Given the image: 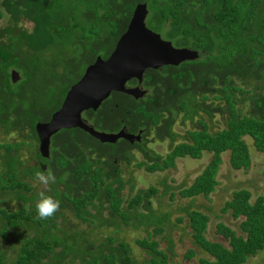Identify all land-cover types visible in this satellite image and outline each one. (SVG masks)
<instances>
[{
    "label": "trees",
    "instance_id": "obj_1",
    "mask_svg": "<svg viewBox=\"0 0 264 264\" xmlns=\"http://www.w3.org/2000/svg\"><path fill=\"white\" fill-rule=\"evenodd\" d=\"M142 2L147 10L146 26L174 47L196 50L197 57L177 65L146 68L141 75L146 95L134 99L112 91L95 109L85 110L84 115L104 131H115L121 126L131 132L141 129L142 137L149 135L153 140L166 141L169 150L162 156L142 138L133 144L142 157L137 160L127 153L126 143H100L77 127L63 129V141L58 135L51 155L56 184L46 195L59 201V210L67 205L74 217L92 224L94 229L107 225L117 232L120 224L142 228L145 236L135 243L147 256L136 262L124 241L111 245L110 235L106 237L109 246L102 242L95 245L91 230L77 235L58 229L54 220L62 211L48 219L38 218L35 195H26L30 186L18 182L15 176L20 160L14 152L22 143L5 141L0 144V192L10 190L22 202H33L30 208L21 204L9 209L0 201V236L4 237L9 228L35 226L32 235L19 232L14 237L18 247L9 264H43L45 258L50 264H168L173 256V244L166 230L171 225L169 212L154 209L150 201L158 193L157 187L150 185L132 194L133 184L130 178L123 180L120 169L112 162L113 155L126 164L132 160L135 168L155 172L172 167L175 157L197 159L203 151L210 153L208 163L193 181L187 186L178 185L180 197L193 198L213 191L222 152H228L231 168L249 166L244 137H249L254 149L264 154V92H260L264 90V0H0V17L24 19L32 24L29 31H20L16 37L8 26L1 28L0 34L5 33L6 39L0 35V110L15 112L14 97L19 93L25 121L32 125L39 117H48L85 66L97 56L107 57L125 30L135 4ZM22 44L30 55L20 53L17 61L13 51ZM45 51H49L48 56H44ZM10 66L20 72L15 84L9 82ZM243 83L250 86L243 88ZM32 93L36 100L28 107ZM244 102L248 106L242 111ZM223 111L227 112L224 126L210 130L205 119L211 123L213 112ZM178 120L181 125L189 121L199 127L192 126L179 135L173 129ZM3 123L5 133L17 128L14 120ZM124 183H128L126 197L121 193ZM57 184L62 187L57 189ZM160 184L159 195L171 189L164 178ZM250 196L249 190L239 188L222 205L221 210L229 211L232 218L241 217L237 224L239 233L222 222L215 225V232L227 239L228 247L204 236L207 214L189 209L190 204L179 207L177 210L187 217L192 244L205 256H199L196 263L176 264H242L262 250L264 197L257 195L250 201ZM103 202L107 203V215H102ZM89 207L96 214L90 213ZM48 225L50 229L46 228ZM156 236L166 241L164 249L158 247L159 241L153 238ZM55 247L59 252H54ZM193 254L194 250L188 248L184 258ZM68 256L69 261L65 259ZM4 258L0 247V264H5Z\"/></svg>",
    "mask_w": 264,
    "mask_h": 264
},
{
    "label": "rangeland",
    "instance_id": "obj_2",
    "mask_svg": "<svg viewBox=\"0 0 264 264\" xmlns=\"http://www.w3.org/2000/svg\"><path fill=\"white\" fill-rule=\"evenodd\" d=\"M31 25V22L28 20L19 19L14 22L5 15L0 17V31L3 26H8L10 29V34L14 35L15 37L20 31H29L31 29ZM0 35L5 37V33ZM20 49L21 54L28 56L30 55L24 44L21 45ZM48 55L49 51H45L44 56ZM249 86L250 85H247V83H243V88H248ZM260 92H264V90H261ZM235 96L239 97V94L236 93ZM209 101L210 99L206 100V102ZM214 103H217V101H214ZM219 103L223 105L222 101H219ZM247 106V102H244V104H242L240 107L242 108V111H244ZM226 115V111H223L222 113L213 112L211 123H209L207 119H205V122L209 124L210 130L220 129L224 126V117ZM192 126L199 127L198 124H190L189 121H186L183 125H181L178 120L173 125V129L179 135H183L185 129L191 128ZM0 137H3L4 140L8 142H15L20 139L18 138V135L14 133H0ZM147 138V146L155 150V152L160 153L162 156L168 152L169 146L166 141L162 142L153 140L149 135ZM244 141L248 146L250 160L249 166L240 169L231 168L228 163V152H222L220 155L221 161L215 175L216 184L214 185L213 191L207 196L197 195L193 198L180 197L178 194V185L182 183L184 186H187L193 181L194 177L201 172V170L211 158V154L208 152L203 151L201 156L197 159L190 158L189 156L175 157L173 160L174 165L162 171L147 172L141 167L135 168L133 164H128L127 167H124V165H119L123 180H128L130 178L133 184L132 194L136 190L146 189L150 185H153L158 189V193L151 197L150 201L151 206L154 209H157L160 212H169V220L171 225L169 224V226L166 227V230L173 244V256L170 258L168 264H176L177 262L196 263L199 256H205L203 251L198 250V248L192 244L190 228L187 226V217L183 212L177 210L179 207H187L190 204L191 207H189V209L196 208L207 214L208 220L203 232L204 236L209 240L218 241L224 246L228 247L227 239L215 232V225L218 222H222L223 224L235 230L236 233H239L237 224L241 217L239 219H234L231 217L229 211H222L221 208L224 201L230 198L231 192L233 190L239 188H245L250 191V201H252L257 195H262L264 197V189L262 188V182L264 181V154L254 149L249 137H244ZM135 159H141L139 153L135 155ZM163 178L165 182L171 186V189H169V191L166 193L159 195L160 190L162 189L160 181ZM38 189H42V186L40 185ZM127 190L128 183H124V186L121 189L123 197L127 196ZM171 192L173 195L170 197ZM0 201L1 204L7 206L9 209H16L22 203V201L17 197V194L10 190H4L0 192ZM94 203L97 205L99 202L95 200ZM103 203L104 209L102 211V215H107V209H105V207H107V203ZM88 211L90 213L96 214V210L92 207H89ZM177 218H180L181 220L177 221ZM54 222L58 229H65L68 233H72V231H74L77 233V235L84 234L91 230L90 238H96V241L94 242L95 245L102 242L105 246H109L110 242L108 244L106 241V237L108 235L112 236L113 239L111 245H114L118 240H122L129 247L131 257L136 262L147 256L145 251L135 243L136 239L145 236V232L142 228H133L128 224H120L119 230L117 232H113V227L107 225H103L100 228L94 229L92 224L82 222L78 218L74 217L71 210L67 207L62 210V214L59 215L57 219L54 220ZM26 227L27 226H17L16 228H12L15 230L17 229L16 232L9 228L4 237L0 236V247L4 252L5 264L10 263L9 261L14 257L16 248L18 247V243L14 241V237L19 232L29 235L33 234L35 226L32 225L30 228ZM46 228L50 229V225L46 226ZM52 231L55 232L54 230ZM56 233L58 235L60 234V231H56ZM153 238L159 241L158 247L164 249L166 241L160 240L159 236ZM188 248H192L194 250V254L191 256V258L185 259L184 253ZM54 252H59V248L55 247ZM69 258L70 257L68 256L65 259L69 261ZM74 262L79 261L74 259ZM41 263L50 264L49 258L43 259ZM242 264H264V248L256 252L255 255L249 256Z\"/></svg>",
    "mask_w": 264,
    "mask_h": 264
},
{
    "label": "water",
    "instance_id": "obj_3",
    "mask_svg": "<svg viewBox=\"0 0 264 264\" xmlns=\"http://www.w3.org/2000/svg\"><path fill=\"white\" fill-rule=\"evenodd\" d=\"M145 3L135 4L125 30L118 36L110 53L105 58L97 56L85 66L82 75L67 89L59 108L51 113L47 122H36L35 130L39 140V150L46 155L49 135L59 128L78 126L100 141L113 142L118 136L129 141L136 136L121 132L106 133L96 131L80 116L83 110L95 109L111 90L122 91L133 97L141 96L143 90L124 87L129 78H141L146 68L162 65H177L183 60L197 57L196 50L174 47L170 41L149 29L144 22Z\"/></svg>",
    "mask_w": 264,
    "mask_h": 264
},
{
    "label": "flooded vegetation",
    "instance_id": "obj_4",
    "mask_svg": "<svg viewBox=\"0 0 264 264\" xmlns=\"http://www.w3.org/2000/svg\"><path fill=\"white\" fill-rule=\"evenodd\" d=\"M12 36L14 37V35H12ZM4 38L5 37H1V39H4ZM15 49H16V47H15ZM19 55H20V49L17 48L15 51H13V58L18 61L20 58ZM7 72H8L9 82L11 84H15V82H17L20 78V72L17 70L16 67H11V66L8 68ZM143 73H144V71H143ZM69 87H70V85H69ZM124 87L138 88L139 90H143V94L141 96H137V97H133L131 94H128V93H125L122 91H117V92H122L128 96H131L134 99L142 98V96L146 95V92H147V88H145L143 86V83H142V76H141L139 81L137 78H133V77L129 78L128 80H126L124 82ZM66 91H65V93H66ZM112 91H114V90H111L108 95H110ZM65 93H64V95H65ZM34 95L35 94H33V93L29 94V98L27 100L28 107H31V105L34 104V100H36V97ZM64 95H63V97H64ZM19 96H20V94L18 93V95L15 94V97H14V100H15L14 111L15 112H12L11 110H9L7 108L0 110V133L1 134L14 133V134L18 135V138H20L19 140L15 141L17 143L18 142L22 143V145H20V149H18L17 152H14V154H16L18 159L20 160V162L18 163V171L16 172L15 176H16V179L18 180V182H23V183L28 184L30 186V188L28 190L29 193L27 192L26 195H29L30 193L35 195V198L33 201H34V203H36V201L39 199L38 194L42 189H38L40 187V184L35 179V173L38 171L45 172V173H47L48 171H51L53 174H55V170L51 167L53 164V161L51 159V155L53 153L55 140H56V144H57V138H58L57 136L61 135L62 141H63L64 132H62V130L64 129V131H65L68 128H59L55 132H53L49 135L47 151H45L46 155L45 156L42 155L40 153V150H39V140L37 138V134H36V130H35L34 126H35L36 122H40V123L47 122L53 111L49 114L48 117H46V118H40L39 117L38 119H36L34 121V123L32 125H30V121H25L22 117V112L24 111V109H23L24 107H22V103L20 101ZM59 106L57 108H59ZM84 111L85 110H83L80 113L81 119L87 125L91 126L96 131H103L106 133H113V134H115L117 132H121L122 134H124L126 136L130 135V137L136 136L138 134V138H136V139L132 138L133 139L132 141H129L126 137L120 135L113 142H107V141H100L88 133V135H90L94 139L98 140L100 143H102V142L115 143V144L126 143L127 145L125 144V148H126L127 153L133 155L134 157L136 154H138V153L140 154V152L137 149H135L133 144L141 142L142 138L146 140L145 144H147V142H148L147 136L148 135L142 137L141 136V129H138L136 132H131V131H128L125 127L121 126L120 128H118L115 131H104V130L97 128L95 125H93L92 122L90 120H88L86 118V116L84 115ZM32 116H33V114H32ZM32 116H31V118H32ZM6 119L16 121V127L17 128H14L13 130H11L8 133H5L3 130V125H4L3 121ZM75 127L81 129L78 126H75ZM4 143H5L4 138L0 137V144H4ZM128 145H129V148H128ZM127 148H128V150H127ZM0 149H3V148H0ZM140 156H141V154H140ZM112 162H113V164H116L119 169H120L119 165H124V167H127L128 164H132V160H131V162L126 164L124 162V160H117L116 156H114V155H113ZM23 170H26V171H23ZM120 173H121V171H120ZM55 184H56V182H55ZM53 185L54 184H52L51 186H53ZM56 187H57V189H59L62 186H61V184H57ZM49 192L51 193L52 189L50 191H47L46 194H49ZM33 201H27L26 203L22 202L21 204H23V205L26 204L27 207L28 206L31 207L29 204ZM66 206H64V208H62V210H64L66 208ZM62 210H59V211H62Z\"/></svg>",
    "mask_w": 264,
    "mask_h": 264
},
{
    "label": "clouds",
    "instance_id": "obj_5",
    "mask_svg": "<svg viewBox=\"0 0 264 264\" xmlns=\"http://www.w3.org/2000/svg\"><path fill=\"white\" fill-rule=\"evenodd\" d=\"M35 179L42 186V190L38 194L39 199L35 203L36 213L38 218L48 219L59 211V201L46 195V192L51 190V185L56 182V177L51 171L47 173L38 171L35 173Z\"/></svg>",
    "mask_w": 264,
    "mask_h": 264
}]
</instances>
